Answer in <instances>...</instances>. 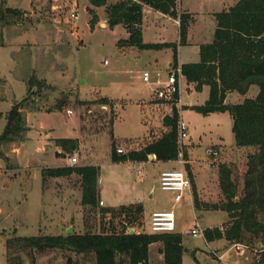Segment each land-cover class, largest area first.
Instances as JSON below:
<instances>
[{
  "label": "rangeland",
  "instance_id": "374dc122",
  "mask_svg": "<svg viewBox=\"0 0 264 264\" xmlns=\"http://www.w3.org/2000/svg\"><path fill=\"white\" fill-rule=\"evenodd\" d=\"M236 1L179 0L181 8L192 16L191 39L211 41L210 13L226 10ZM6 7L19 9L21 13L2 28L0 134L7 113L23 98L18 111L24 116L27 131L23 142L0 148L4 153L0 157V264H66L67 258L77 264H94L92 255L77 256L64 250L41 254L26 250L8 259L6 241L12 237L102 231L150 233L149 219L155 211L173 212L174 232L182 235V244L188 251L182 264H259L264 250L263 234L238 243L243 253L236 250L237 243L223 240L217 248L202 236L192 237L188 231L194 219L202 230L224 228L230 222L228 214L195 209L192 187L191 194L184 192L181 200L174 203V194L159 185L161 171L182 167L191 172L200 203L221 204L225 198L219 188L218 169L224 165L236 186V198L242 196L248 158L257 153V148L235 146L229 112L208 115L190 109L180 112L179 119L187 126V137L178 140L180 154L171 167L159 161L146 164L111 161L112 142L116 153L121 149L122 155L140 150L168 131L161 128L162 115L154 112L150 132L142 135L141 119L149 114L140 102L150 95L155 99L142 81L143 71L151 76L158 69L167 71L166 62L170 59L172 62L173 49L141 50L121 45L119 41L128 38L124 27L109 28L104 7H94L88 0H0V8ZM94 16L97 22L91 27L89 22ZM178 39L175 23L153 11L145 13L144 43L177 44ZM191 45L194 44L177 46V55L198 62L197 48ZM29 79H37L43 86L39 90L29 89L26 84ZM184 85L180 84L182 100L187 97ZM191 93V100L203 105L209 89ZM255 93L256 86H250L244 95L229 92L223 104H239ZM103 99L106 104L101 103ZM60 138L76 139L77 149L67 153L57 147L55 140ZM183 150L189 164L182 157ZM71 158L76 162L71 164ZM179 159L181 165L177 163ZM66 166L98 167L97 206L81 204V177L77 174L42 177L43 169ZM135 195L143 199L141 213L134 212L139 203H130ZM129 206L131 213L126 210ZM102 208L112 211L104 214ZM256 218L264 223V213H258ZM161 246L158 243L152 247L153 264H159L156 256ZM221 253L225 255L222 257Z\"/></svg>",
  "mask_w": 264,
  "mask_h": 264
},
{
  "label": "trees",
  "instance_id": "16d2710c",
  "mask_svg": "<svg viewBox=\"0 0 264 264\" xmlns=\"http://www.w3.org/2000/svg\"><path fill=\"white\" fill-rule=\"evenodd\" d=\"M94 7H104L109 28L122 25L128 38L120 40L121 45L134 46L141 50L173 49L172 67L177 66V46L185 45L187 28L191 21L188 13L178 10V0H117L108 4L107 0H88ZM147 6L179 24L178 43H144L141 34L143 7ZM91 12V10H90ZM19 9L0 8V47L4 45L2 28L10 25L20 16ZM216 27L212 41L199 47V61L180 65L181 75L194 90L200 92L203 86L209 88L208 99L203 105L192 106L201 115L227 111L232 118V133L237 148L255 147L257 153L250 155L247 172L244 176L243 193L236 198V186L230 179V172L220 165L219 188L225 198L221 204L200 203L193 177L188 171L192 187L195 209L219 210L228 214L230 222L224 228H207L203 238L207 243L225 240L229 243H243L259 235H264V223L257 220L258 213H264V0H237L226 10L213 14ZM97 22L94 16L89 24ZM29 89H41L43 83L29 79ZM250 86H256L257 95L246 98L241 103L225 106L224 99L229 92L246 94ZM178 97L175 96L177 101ZM106 104L107 100H101ZM178 110L171 105L170 116L162 120L168 129L157 140L140 150L117 154L111 143V161L146 162L154 156L159 162H172L178 159L180 149L177 139ZM27 131L23 114L14 108L6 115V124L0 134V148L15 142H23ZM56 146L67 153L77 149L76 139L60 138ZM187 160V152H181ZM0 157L4 153L0 150ZM43 178H59L77 174L81 177V204L97 206V179L99 169L95 166L46 168ZM134 206V205H132ZM126 208L131 213V207ZM110 208L101 209L109 213ZM136 213L142 212L141 204L135 206ZM180 233L147 232H106L70 233L66 235H38L33 237H12L6 241L8 259L14 253L35 251L41 254L50 250H64L77 256L92 255L94 264H148V247L161 243L164 264H182V255L186 251ZM259 264H264V250L261 251ZM20 264V263H19ZM66 264H77L67 258Z\"/></svg>",
  "mask_w": 264,
  "mask_h": 264
},
{
  "label": "built area",
  "instance_id": "2783aa9c",
  "mask_svg": "<svg viewBox=\"0 0 264 264\" xmlns=\"http://www.w3.org/2000/svg\"><path fill=\"white\" fill-rule=\"evenodd\" d=\"M72 17L75 18V14H72ZM181 70L180 65L168 68V71L164 78L159 74H156L155 77H152L148 72L142 73V81L146 83L151 91L155 94V98L160 101H166L170 105L174 104L175 106L178 103L180 97V79H181ZM177 95L178 99L175 100ZM187 126L186 124L179 119L177 123V139L183 140L187 137L186 134ZM118 153H123L121 149H117ZM215 155V153H212ZM71 164L76 162L75 158L70 159ZM178 164H182V160L177 161ZM159 185L160 188L164 191H169L174 194L173 201L177 203L181 200L184 192L191 194V183L188 177L187 172L181 167L178 169H168L160 173L159 176ZM150 233H171L175 229L174 214L172 211H155L151 213L149 219ZM130 232H133L130 231ZM188 234L192 237L202 236L203 230L200 228L196 219L192 224L191 229L188 231ZM236 250L240 253H243V249L240 248L239 244H235Z\"/></svg>",
  "mask_w": 264,
  "mask_h": 264
},
{
  "label": "crops",
  "instance_id": "0c3cea01",
  "mask_svg": "<svg viewBox=\"0 0 264 264\" xmlns=\"http://www.w3.org/2000/svg\"><path fill=\"white\" fill-rule=\"evenodd\" d=\"M237 2V1H236ZM178 10L180 11V12H185V10L184 9H182L181 8V6H180V2H179V0H178ZM147 11H153L157 16H159V17H161V18H163V19H165V20H171L173 23H175V25H177V27H178V32H179V24H178V21L177 20H174V19H171V18H169V17H167V16H165V15H163V14H161V13H159V12H156V11H154V10H152L151 8H149V7H147V6H144L143 7V18H144V16H145V13L147 12ZM185 13H187V12H185ZM215 12H212V13H210V15H211V25L213 26V30H212V36H213V33H214V30H215V27H216V22H215V19H214V16H213V14H214ZM191 16V15H190ZM142 21H143V19H142ZM191 21H192V16H191ZM191 21H190V23H191ZM193 24V22L190 24V25H188V28H187V34H186V43H185V46H188V45H190V44H194V45H191L192 47H194V48H197V55H199V47H200V45H202V44H207V43H210L211 41H212V38H211V41H208V42H205V41H197V42H194L192 39H191V34H192V30H191V25ZM140 28H141V34H142V24H141V26H140ZM192 42V43H191ZM205 42V43H204ZM158 43H167V42H164V41H161V42H158ZM179 47V46H178ZM180 56V57H179ZM158 61L157 60H155L154 61V63L156 64ZM177 62H178V64L179 65H182V64H185V63H196V62H189V61H186V60H184V59H182V57H181V55H177ZM172 65V62H171V59L170 60H168V62H166V66L165 67H170ZM166 69V68H165ZM165 69H164V71L162 70V71H160V69H158V70H156V71H154L153 72V74H152V77H155L156 76V74H159L162 78H164L165 77V75H166V73H167V71H165ZM143 72H145V71H143ZM185 83V88H186V90H187V94H184L185 96H187V97H185V101L184 100H182L181 99V90H180V97H179V100H178V103L176 104V108H177V110H178V114H179V117H180V112H182L184 109H190V107H192V106H199V105H197V104H195V102L194 101H192L191 100V98H190V96H191V92L192 91H195L194 90V85L193 84H188L186 81H185V79L183 78V77H181V79H180V84H184ZM149 87V86H148ZM207 86H203L202 87V90H204V88H206ZM150 89V88H149ZM181 89V88H180ZM209 89V88H208ZM201 90V91H202ZM150 91H151V89H150ZM200 91V92H201ZM196 92V91H195ZM257 92H258V89H257ZM197 93H199V92H197ZM182 95H183V92H182ZM257 95V93H255V96ZM255 96H252V98H254ZM183 98V97H182ZM244 99H246V98H244ZM141 103V105L144 107V108H146L147 110H148V116L146 117H144V118H142V119H144V120H142L141 119V122H142V125H143V128H144V131L142 132V135L143 136H147L148 135V132H150V128H151V126H150V124H151V118H152V116H153V113L154 112H156L157 114H158V116H159V114L160 115H162V116H160V118H159V121L161 122L162 120H163V118L165 117V116H170V114H171V105L170 106H167L166 104H165V102H162V101H160V100H157L156 98L154 99V98H152V96L150 95V96H147V98L144 100V101H141L140 102ZM205 103V102H204ZM145 123H147V124H145ZM162 123V122H161ZM161 128H162V130H166V127H164L163 126V123H162V126H161ZM147 162H151V163H156V162H158V161H156L155 160V157L154 156H149L148 157V161H146V162H140L141 164L143 163V164H146ZM128 163H131V164H135V163H138V162H128ZM174 163L175 162H165L164 164L167 166H173L174 165ZM186 164H189V159L188 160H186ZM169 169H173V168H169ZM165 170H168V169H165ZM164 171V170H163ZM162 172V171H161ZM191 173V172H190ZM192 175V174H191ZM193 177V176H192ZM193 184H194V187H195V191H196V189H197V186H196V182H195V180H194V178H193ZM130 203H139V204H141L142 205V208H144V204H143V199H141V198H139V196L138 195H135V197H134V201H130ZM223 240H217V241H213V242H210V243H214V244H216V246H217V248H219V247H221L219 244L222 242ZM153 245H158V243H153V244H151V245H149V247H148V264H153L152 262H153V260H154V258L153 257H151L150 256V253H151V250H152V247H153ZM155 247V246H154ZM160 247V246H159ZM159 247L157 248V249H159ZM163 247L161 246V248L159 249V250H161ZM158 250V255L156 256V261L159 263V264H164V261H163V254L160 252ZM188 251H185L184 253H183V255H182V262H183V258H184V256L186 255L185 253H187ZM222 254V257L225 255V254H223V253H221Z\"/></svg>",
  "mask_w": 264,
  "mask_h": 264
},
{
  "label": "water",
  "instance_id": "95a60500",
  "mask_svg": "<svg viewBox=\"0 0 264 264\" xmlns=\"http://www.w3.org/2000/svg\"><path fill=\"white\" fill-rule=\"evenodd\" d=\"M24 99H25V98H23L22 100H20L19 102H17V103L13 106V108H14L15 110H18L20 104L24 101Z\"/></svg>",
  "mask_w": 264,
  "mask_h": 264
}]
</instances>
